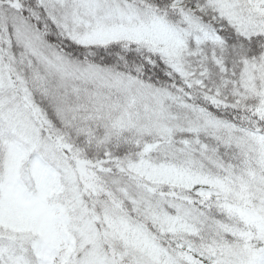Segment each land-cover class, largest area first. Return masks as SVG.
<instances>
[{"label": "snow or ice", "instance_id": "6c2138e0", "mask_svg": "<svg viewBox=\"0 0 264 264\" xmlns=\"http://www.w3.org/2000/svg\"><path fill=\"white\" fill-rule=\"evenodd\" d=\"M0 264H264V0H0Z\"/></svg>", "mask_w": 264, "mask_h": 264}]
</instances>
